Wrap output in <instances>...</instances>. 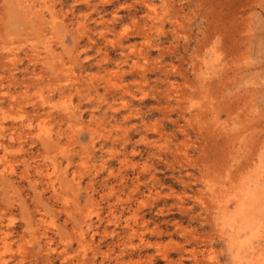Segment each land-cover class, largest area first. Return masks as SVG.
Returning <instances> with one entry per match:
<instances>
[{
    "label": "rangeland",
    "instance_id": "1",
    "mask_svg": "<svg viewBox=\"0 0 264 264\" xmlns=\"http://www.w3.org/2000/svg\"><path fill=\"white\" fill-rule=\"evenodd\" d=\"M0 264H264V0H0Z\"/></svg>",
    "mask_w": 264,
    "mask_h": 264
},
{
    "label": "bare ground",
    "instance_id": "2",
    "mask_svg": "<svg viewBox=\"0 0 264 264\" xmlns=\"http://www.w3.org/2000/svg\"><path fill=\"white\" fill-rule=\"evenodd\" d=\"M242 202H243V203H241L240 205H243V204H244L246 201H245V200H243ZM245 205H246V203H245ZM243 209H246V207H245V208H243ZM243 209H242V210H243ZM245 215H247V213H245Z\"/></svg>",
    "mask_w": 264,
    "mask_h": 264
}]
</instances>
